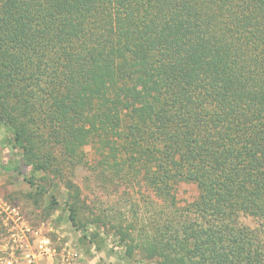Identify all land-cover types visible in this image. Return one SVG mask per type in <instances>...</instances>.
<instances>
[{"label": "trees", "instance_id": "obj_1", "mask_svg": "<svg viewBox=\"0 0 264 264\" xmlns=\"http://www.w3.org/2000/svg\"><path fill=\"white\" fill-rule=\"evenodd\" d=\"M0 124L36 188L89 147L102 180L151 190L122 229L144 258L264 264L240 222L264 223V0H0Z\"/></svg>", "mask_w": 264, "mask_h": 264}, {"label": "rangeland", "instance_id": "obj_2", "mask_svg": "<svg viewBox=\"0 0 264 264\" xmlns=\"http://www.w3.org/2000/svg\"><path fill=\"white\" fill-rule=\"evenodd\" d=\"M8 138L0 124V162L14 163L20 170L0 168V264H157L144 258L138 248L129 250L133 244L122 237V229L154 215L159 200L151 190L102 180L90 163L93 155L87 147L88 163L63 169V177L34 173L33 181L45 190L41 193L24 179L28 168L19 151L9 147ZM175 194L184 204L197 190L180 182ZM70 204L75 209L74 222L69 218ZM240 222L260 229L264 241L262 221L242 214ZM131 232L137 240L136 231Z\"/></svg>", "mask_w": 264, "mask_h": 264}]
</instances>
